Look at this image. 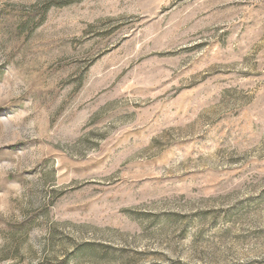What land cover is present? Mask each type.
I'll return each instance as SVG.
<instances>
[{"label":"rangeland","instance_id":"obj_1","mask_svg":"<svg viewBox=\"0 0 264 264\" xmlns=\"http://www.w3.org/2000/svg\"><path fill=\"white\" fill-rule=\"evenodd\" d=\"M0 264H264V0H0Z\"/></svg>","mask_w":264,"mask_h":264}]
</instances>
